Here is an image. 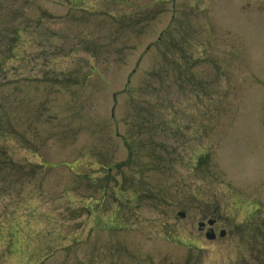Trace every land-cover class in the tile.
Masks as SVG:
<instances>
[{"label": "rangeland", "instance_id": "374dc122", "mask_svg": "<svg viewBox=\"0 0 264 264\" xmlns=\"http://www.w3.org/2000/svg\"><path fill=\"white\" fill-rule=\"evenodd\" d=\"M68 1L0 0V264H256L264 0Z\"/></svg>", "mask_w": 264, "mask_h": 264}, {"label": "flooded vegetation", "instance_id": "af4514ba", "mask_svg": "<svg viewBox=\"0 0 264 264\" xmlns=\"http://www.w3.org/2000/svg\"><path fill=\"white\" fill-rule=\"evenodd\" d=\"M111 193V201L114 205L109 208L108 220H106L105 222V229H110L111 231L128 230L130 228V225L138 223L137 215L135 216L134 214L136 213V209L142 206L141 204L145 192L139 185V188H135L132 190L122 189V191L121 189H116ZM147 194L151 195L149 193ZM250 206L253 207L255 205L252 203L251 205L242 207V210L244 211ZM239 213H241V211H238L237 214ZM180 214H182L183 216L181 218L184 219H176L170 222V224H186L185 221H182L186 220L187 218L185 210L179 209L178 216H180ZM218 214L216 209L214 210V213H209L207 211L201 213L198 220L194 223L198 224L197 234L200 236V238H205L208 233H212L213 235H215V239H213L212 241L217 242L221 240L218 233L220 230L225 229L226 235L229 234L228 229L223 224H230L229 222L232 221H230V219L227 217H220V215ZM187 238L191 239V236H188Z\"/></svg>", "mask_w": 264, "mask_h": 264}, {"label": "trees", "instance_id": "16d2710c", "mask_svg": "<svg viewBox=\"0 0 264 264\" xmlns=\"http://www.w3.org/2000/svg\"><path fill=\"white\" fill-rule=\"evenodd\" d=\"M4 130H6L5 129V122L3 121L2 114L0 113V138H3V140H4V138L7 135V134H5L7 132L4 131ZM8 157L4 156V159H2L0 157V161L1 162L3 161L6 165H9V163H11V162H9V160H11V159H10V157L9 158ZM253 253H254V261H255V263L256 264H264V246L256 248L253 251Z\"/></svg>", "mask_w": 264, "mask_h": 264}]
</instances>
